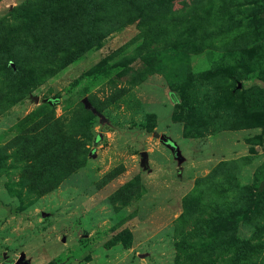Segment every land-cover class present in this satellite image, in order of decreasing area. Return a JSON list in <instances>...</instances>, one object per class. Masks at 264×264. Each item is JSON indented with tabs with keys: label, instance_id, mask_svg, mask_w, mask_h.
I'll return each instance as SVG.
<instances>
[{
	"label": "rangeland",
	"instance_id": "1",
	"mask_svg": "<svg viewBox=\"0 0 264 264\" xmlns=\"http://www.w3.org/2000/svg\"><path fill=\"white\" fill-rule=\"evenodd\" d=\"M0 264H264V0H0Z\"/></svg>",
	"mask_w": 264,
	"mask_h": 264
},
{
	"label": "water",
	"instance_id": "2",
	"mask_svg": "<svg viewBox=\"0 0 264 264\" xmlns=\"http://www.w3.org/2000/svg\"><path fill=\"white\" fill-rule=\"evenodd\" d=\"M156 136L158 135V133H154ZM160 138L164 141V142H166V143H168L170 140L167 138V137H165L164 135H161L160 136ZM146 161H147V153L144 151V152H142V162L143 163H146Z\"/></svg>",
	"mask_w": 264,
	"mask_h": 264
},
{
	"label": "trees",
	"instance_id": "3",
	"mask_svg": "<svg viewBox=\"0 0 264 264\" xmlns=\"http://www.w3.org/2000/svg\"><path fill=\"white\" fill-rule=\"evenodd\" d=\"M80 1V0H79ZM222 229V228H221ZM223 229H224V224H223ZM230 229V227L228 226V228H227V230H229Z\"/></svg>",
	"mask_w": 264,
	"mask_h": 264
}]
</instances>
